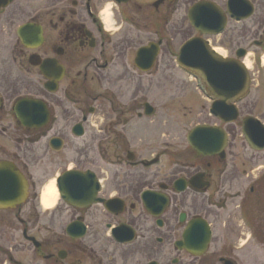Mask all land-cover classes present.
Segmentation results:
<instances>
[{"label": "flooded vegetation", "instance_id": "af4514ba", "mask_svg": "<svg viewBox=\"0 0 264 264\" xmlns=\"http://www.w3.org/2000/svg\"><path fill=\"white\" fill-rule=\"evenodd\" d=\"M39 1L0 0V122L11 108L19 125L12 138L15 150L0 147V162L13 164L28 186L14 208L0 210V264H245L238 255L251 237L250 203L261 205L264 183V171L254 176L264 149H254L243 131L248 117L264 125L256 116H242L241 104L249 95L236 103L237 119L226 122L211 114L213 101L200 86L206 117L195 127L216 128L225 135L222 141L208 135L206 146L198 144L200 151L166 147L155 153L151 139L134 136L140 127L150 132L160 116V108L146 100L145 91L140 93L145 88L139 81L151 75L162 54L164 61L167 56L177 59L179 51L175 55L171 50V14H182L190 4L183 21L192 27L193 5L207 1L226 11L228 0L225 7L217 0H181L178 8L177 0L158 5L159 0ZM250 2L255 15L256 4ZM227 16L224 33L230 23H241ZM28 24L35 31L41 28L40 43L22 41L20 29ZM192 29L196 34L185 42L201 37L211 44L213 36ZM150 44L159 53L154 69L145 73L135 60ZM255 46L263 48V36ZM239 50L245 52L242 59ZM234 52L225 58L244 62L248 55L244 47ZM48 63L57 68L51 79L42 72ZM90 69L101 83L98 97L79 86L80 80L88 81ZM23 87L33 91L16 98ZM21 99L44 103L48 123L24 126L16 114ZM92 102L99 103L98 110ZM96 110L99 121L90 118ZM93 123L98 134L90 136ZM72 171L77 175L70 178L69 203L57 181ZM53 181L58 198L47 209L43 193ZM259 212L261 221L264 204ZM192 222L201 224L199 233L203 223L210 230L200 255L204 240L193 248L185 239ZM225 237L233 239L227 243Z\"/></svg>", "mask_w": 264, "mask_h": 264}, {"label": "rangeland", "instance_id": "374dc122", "mask_svg": "<svg viewBox=\"0 0 264 264\" xmlns=\"http://www.w3.org/2000/svg\"><path fill=\"white\" fill-rule=\"evenodd\" d=\"M47 1H39L40 4H38L39 2L33 3L32 6L35 7L37 4L43 5ZM217 1L221 6L225 7L226 0ZM252 1L256 4V12L249 21L239 24L235 22L230 23L226 33L218 37H212L210 41L212 47L224 51L225 56L234 54L235 49L238 47H244L248 50V55L244 62L248 61V66L246 67L250 72L252 82L250 95L241 104L242 116L251 114L264 121V46L261 50H256L255 46L256 40L260 39L261 36L264 38V0ZM180 4L181 0H177L175 7L178 8ZM189 5L186 6L184 14L187 13L186 9L189 8ZM183 13L176 14L174 18L171 14L172 35L175 37L171 50L175 55L185 40L191 35L196 34L189 23L186 20L183 21ZM181 16L180 22L178 19ZM164 56V54L160 56L159 64L151 75L139 81V86L145 88L140 89V93L145 91L146 100L156 108H160V116L158 118L155 117V122L153 127L150 128V132L147 133L149 130L145 129V127H140L134 132V136H139V138L147 136L151 139L155 147V153L166 147H171V150L183 149L185 147L190 151V147L186 142L187 135L198 121H202L206 117V102L200 90L201 83L196 78L182 71L176 63V57L172 59L166 53L168 60L164 61ZM27 85L26 83L23 86L26 87ZM79 86L90 94L91 97L99 96L101 83L95 71L92 72L90 69L88 81L83 83L80 80ZM24 87L20 88L19 92L21 94L16 95V98L22 97L28 91H33L31 89L26 90ZM90 105L97 110L99 109L98 102H92ZM97 110L95 115L90 116L92 120L99 121L100 115ZM2 115H4V120L0 122V147L4 146L6 150H15L16 144L12 142V138L17 134L19 125L11 108L3 112ZM96 125L97 123H93L90 126V136L98 134V131L94 132L92 130H98ZM4 129H6V132L3 131ZM188 156L190 157V155ZM96 158H98L97 155ZM239 165L241 166V164ZM70 167H73V164H70ZM261 167H264V161H261L255 167V169H260L254 170V176L264 171V168ZM261 188L262 197L259 196L261 205L258 206L254 202L250 203V219L252 220L253 228H251L252 232L249 244L238 255L245 264H264V217L259 221V211L264 204V183ZM224 239L225 242L230 243L233 238L225 237ZM173 257L175 255H172Z\"/></svg>", "mask_w": 264, "mask_h": 264}, {"label": "water", "instance_id": "95a60500", "mask_svg": "<svg viewBox=\"0 0 264 264\" xmlns=\"http://www.w3.org/2000/svg\"><path fill=\"white\" fill-rule=\"evenodd\" d=\"M164 0H159L156 5ZM173 1V0H170ZM235 21H245L254 14V6L250 0H228L226 11L217 4L203 1L196 3L190 8L189 22L198 32L207 36H218L224 33L228 22V16ZM19 35L22 41L28 44L30 41L40 43L42 41L41 28L33 30L28 24L20 29ZM158 48L153 44L141 48L135 60L136 66L143 72L150 71L158 57ZM245 56L243 50H239L237 57L242 59ZM179 66L194 74L204 85L207 97L213 100L211 114L226 122H232L238 117L236 103L244 99L250 91L251 78L246 66L240 60L226 59L211 49L210 42L201 37H194L183 44L177 58ZM42 66V72L47 78H52L53 70L57 68L50 63ZM52 70V71H51ZM61 74H62V69ZM2 102L0 97V108ZM148 111H151L152 108ZM150 113V112H148ZM16 114L20 122L30 128L45 126L49 120V112L44 103L33 99H21L16 106ZM78 128V127H77ZM75 131L82 135L81 131ZM244 135L254 149H264V125L253 118L244 119ZM208 135L218 136L225 139L223 132L216 128L209 130L207 127L197 126L188 134L187 141L190 147L196 151L200 148L198 144L206 146ZM53 143L58 144L54 141ZM200 151V150H199ZM206 153V149L201 150ZM84 177V173H78ZM77 175V172H67L57 181L58 190L63 199L72 203L69 199L71 190L70 178ZM27 184L24 177L15 169L14 165L7 162H0V210L14 208L13 203L21 201L22 195L27 192ZM197 227L201 224L192 222L186 231L185 239L191 247H198L196 241L204 240L202 250L196 255L202 254L210 240V230L205 223L200 233ZM194 252V250H190ZM156 264V263H153Z\"/></svg>", "mask_w": 264, "mask_h": 264}, {"label": "bare ground", "instance_id": "6f19581e", "mask_svg": "<svg viewBox=\"0 0 264 264\" xmlns=\"http://www.w3.org/2000/svg\"><path fill=\"white\" fill-rule=\"evenodd\" d=\"M105 20L107 22V24L110 23V14L108 11V8L105 11ZM217 53H219L222 56H225V52L222 51L221 49H215ZM246 66H248V61H245ZM58 198V193L55 187V181L51 182L46 189L44 190L43 193V206L47 209L52 208L55 203H56V199Z\"/></svg>", "mask_w": 264, "mask_h": 264}]
</instances>
